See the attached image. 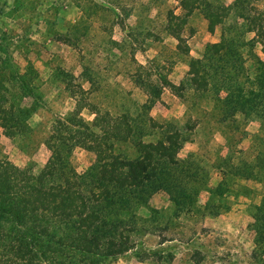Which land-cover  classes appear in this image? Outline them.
<instances>
[{"label": "rangeland", "instance_id": "obj_1", "mask_svg": "<svg viewBox=\"0 0 264 264\" xmlns=\"http://www.w3.org/2000/svg\"><path fill=\"white\" fill-rule=\"evenodd\" d=\"M197 1L208 28L188 18L192 0H0L1 163L45 167L46 134L75 108L79 85L91 89L90 122L140 115L141 146L161 136L155 123L181 130L178 157L191 165L174 175L187 185L183 200L159 191L137 205L133 247L97 264H264L253 227L259 205L264 212V126L254 114L264 105L263 47L235 0H204L209 10ZM251 1L264 17V0ZM204 75L213 86L200 89ZM135 145L115 148L132 159ZM98 159L77 147L70 163L82 172Z\"/></svg>", "mask_w": 264, "mask_h": 264}, {"label": "trees", "instance_id": "obj_2", "mask_svg": "<svg viewBox=\"0 0 264 264\" xmlns=\"http://www.w3.org/2000/svg\"><path fill=\"white\" fill-rule=\"evenodd\" d=\"M200 1L203 10H209L207 2ZM198 4L192 0L190 10L198 8ZM232 7L240 9L264 53L262 11L254 10L251 0H235ZM221 11H226V7L222 6ZM215 45L208 44L207 50L217 53ZM196 73L190 69L192 80H196ZM203 74L200 70V78ZM208 80L205 76V86L201 88L200 84V89L209 86ZM62 82L70 91V83ZM164 84L176 87L165 79ZM90 92L79 85L72 96L75 108L51 124L44 141L51 151L45 167L36 172L30 166L0 162V264H97L133 247L131 236L140 219L133 212L137 205L149 206L150 198L159 191L183 200L187 185L174 175L191 165L178 157L181 130H174L170 122L155 123L161 136L156 142L141 146L136 142L143 137L140 115L97 113L99 117L96 115L91 122L82 116ZM13 111L14 107L7 113L10 121L16 123ZM237 114L227 112L224 123H232ZM254 114L263 128L264 105ZM93 127L100 128V133ZM232 130L227 135L231 136ZM128 140L136 144L138 156L132 159L115 148L116 143ZM77 147L89 151L96 148L99 157L82 172L70 163ZM258 207L253 224L256 245L264 239V212L261 205Z\"/></svg>", "mask_w": 264, "mask_h": 264}, {"label": "crops", "instance_id": "obj_3", "mask_svg": "<svg viewBox=\"0 0 264 264\" xmlns=\"http://www.w3.org/2000/svg\"><path fill=\"white\" fill-rule=\"evenodd\" d=\"M200 17V21H201V16L203 17V20H202V23H204L206 26H207V28H208V23H206V19H205V17L203 16V13H202V10L200 9V8H196L193 12H191V14L190 15H188V18H197L198 16ZM190 20V19H189ZM204 25V26H205ZM210 87H212L213 86V82L212 83H210V85H209ZM86 89H88L87 87H85Z\"/></svg>", "mask_w": 264, "mask_h": 264}]
</instances>
